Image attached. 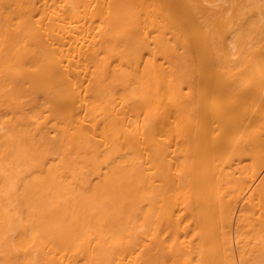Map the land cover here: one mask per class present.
<instances>
[{
    "label": "bare ground",
    "instance_id": "6f19581e",
    "mask_svg": "<svg viewBox=\"0 0 264 264\" xmlns=\"http://www.w3.org/2000/svg\"><path fill=\"white\" fill-rule=\"evenodd\" d=\"M0 264H264V0H0Z\"/></svg>",
    "mask_w": 264,
    "mask_h": 264
}]
</instances>
